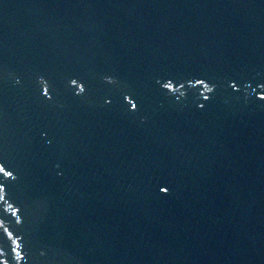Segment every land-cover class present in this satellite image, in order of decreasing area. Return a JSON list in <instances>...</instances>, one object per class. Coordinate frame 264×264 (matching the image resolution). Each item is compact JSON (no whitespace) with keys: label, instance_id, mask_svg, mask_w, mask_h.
<instances>
[{"label":"water","instance_id":"obj_1","mask_svg":"<svg viewBox=\"0 0 264 264\" xmlns=\"http://www.w3.org/2000/svg\"><path fill=\"white\" fill-rule=\"evenodd\" d=\"M0 264H264V0H0Z\"/></svg>","mask_w":264,"mask_h":264}]
</instances>
